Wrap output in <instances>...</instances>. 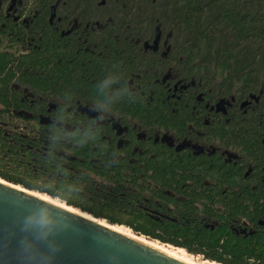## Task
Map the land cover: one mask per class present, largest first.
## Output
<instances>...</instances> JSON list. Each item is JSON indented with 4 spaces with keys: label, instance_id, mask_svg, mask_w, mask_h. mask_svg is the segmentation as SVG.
Masks as SVG:
<instances>
[{
    "label": "trees",
    "instance_id": "16d2710c",
    "mask_svg": "<svg viewBox=\"0 0 264 264\" xmlns=\"http://www.w3.org/2000/svg\"><path fill=\"white\" fill-rule=\"evenodd\" d=\"M18 1L29 26L0 9V177L212 262L264 264V177L219 174L157 145L152 155L141 141L124 149L136 160L113 162L111 125L79 111L92 104L150 132L183 125L199 95L259 93L248 114L216 126L264 127V0ZM72 24L80 38L62 35ZM159 32L167 59L144 51ZM170 69L194 83L176 109L160 81Z\"/></svg>",
    "mask_w": 264,
    "mask_h": 264
},
{
    "label": "flooded vegetation",
    "instance_id": "af4514ba",
    "mask_svg": "<svg viewBox=\"0 0 264 264\" xmlns=\"http://www.w3.org/2000/svg\"><path fill=\"white\" fill-rule=\"evenodd\" d=\"M3 3L0 1V9H3L8 16L12 15L15 21L23 20L26 26L31 24L33 19L23 15V9L20 8L24 4L23 1L12 0L5 5ZM50 21L52 25L60 26L61 17L53 14ZM58 26L57 28H59ZM67 28V32H64L65 28L63 29L62 35L77 36L79 38L82 35L80 31L81 25L79 24H72ZM164 36L165 34L161 32L156 33L152 41L144 42V51L148 54L150 52L156 53L161 59H167L170 48L168 47L169 41L164 39ZM135 42L137 43V40ZM86 45L88 46V44ZM84 50L86 52L91 51L88 47L84 48ZM138 77L137 74L128 80L132 91L135 90L132 85L136 84ZM160 81L169 86L170 95L168 99H173L171 103L175 109L178 102L182 99V96L177 93L183 90L190 91L194 87V83L184 85L180 80H177L176 74L172 72V69L165 72ZM195 99L200 100L199 103L203 107H201V104L195 106L183 125L159 127L150 124V132L146 128L138 127L137 123L130 118L128 121H124L121 117L117 118L114 113L94 108L92 104L79 107V111L89 119L95 120L94 123L96 124H100L103 119L104 124L111 125V129L115 134L109 138V141L114 138L115 145L118 148L113 162L122 161L125 157L131 161L136 160V157H129L124 149L132 147L134 151H137L140 147L138 141H141L146 145V148L150 147L152 155L154 154L152 149L157 145L165 147L176 154H187L188 157H194L195 159L201 158L204 162L209 163L212 168L217 169L219 174L245 179L254 175L264 177V127L253 129L216 126L219 122H225L230 126L236 123L235 115L248 114L251 109L258 105L260 100L259 93H249L244 97H236L235 94L227 97H216L214 95L211 99L203 98L202 95H199ZM78 100L82 103L99 102V99L95 96H85ZM130 131H135V133ZM133 133L136 137L135 140L132 138ZM257 140L262 141V144L256 147L240 144L241 141L245 143L256 142ZM208 178L212 177L208 176ZM180 195L181 193L177 196L178 199L184 197ZM247 228L249 229L250 227L247 226Z\"/></svg>",
    "mask_w": 264,
    "mask_h": 264
},
{
    "label": "water",
    "instance_id": "95a60500",
    "mask_svg": "<svg viewBox=\"0 0 264 264\" xmlns=\"http://www.w3.org/2000/svg\"><path fill=\"white\" fill-rule=\"evenodd\" d=\"M105 1H103V4ZM47 212L61 224L52 243L59 245L51 264H186L129 237L100 221L49 202L24 189L0 181V264H40L28 261L20 241L24 218ZM47 251L46 245H41Z\"/></svg>",
    "mask_w": 264,
    "mask_h": 264
},
{
    "label": "clouds",
    "instance_id": "9594fccd",
    "mask_svg": "<svg viewBox=\"0 0 264 264\" xmlns=\"http://www.w3.org/2000/svg\"><path fill=\"white\" fill-rule=\"evenodd\" d=\"M61 224L50 217L47 212L41 211L39 214H30L24 218L22 231L31 234V243L28 237L22 238L20 241L22 252L28 261H39L40 264H51L54 259L55 252L59 251V245L52 243ZM46 245L47 251L41 247Z\"/></svg>",
    "mask_w": 264,
    "mask_h": 264
},
{
    "label": "bare ground",
    "instance_id": "6f19581e",
    "mask_svg": "<svg viewBox=\"0 0 264 264\" xmlns=\"http://www.w3.org/2000/svg\"><path fill=\"white\" fill-rule=\"evenodd\" d=\"M0 181H3V182H5V183H9L10 185H14L15 187H17V188H19V189H24V190H26V191H28V192H30V193H32V194H34V195L40 197V198H43V199H45V200H47V201H49V202H52V203H54V204H57V205L62 206V207H64V208H67V209H69V210H71V211H74V212H76V213L82 214V215L85 216V217L95 219V220L98 221V222L100 221L103 225L109 226V227H111L112 229H115V230H117V231H119V232H121V233H123V234L129 236V237H132V238H134V239H136V240H138V241H140V242H142V243H144V244H146V245H149V246H151V247H153V248H155V249H157V250H159V251H161V252H163V253H165V254H167V255L173 257V258H176V259H178V260H180V261H182V262H184V263H186V264H193V263H190V262H188V261L183 260L182 258H180V257H178V256L176 255V253H181L182 255H184L185 252H184L183 249L164 247V246H161V245L155 244L154 242L146 241V240H144V238L142 239V237H141V238H139V237H135V236H133L132 233H131L127 228H125L124 226H115V225H113V224L107 223V222H105V221L102 220V219L95 218L94 216H92V215H90V214H88V213H86V212H83L82 210H79L78 208H75V207H73V206H69V205H67V204H65V203H63V202H60V201H58V200H56V199H53L52 197H50V198H46V197L42 196V195L40 194V192H36V191H33V190L26 189V188H24V187H22V186H19V185H15V184L10 183V182H8V181L2 179V178H0ZM171 249H172V250H171ZM211 264H214V263H211Z\"/></svg>",
    "mask_w": 264,
    "mask_h": 264
},
{
    "label": "rangeland",
    "instance_id": "374dc122",
    "mask_svg": "<svg viewBox=\"0 0 264 264\" xmlns=\"http://www.w3.org/2000/svg\"><path fill=\"white\" fill-rule=\"evenodd\" d=\"M1 178V177H0ZM20 186V185H19ZM37 192V191H36ZM40 194L42 195V196H44V197H46V198H50V196L49 195H47V194H44V193H41L40 192ZM53 199H55V198H53ZM56 200H58V201H60V202H62L61 200H59V199H56ZM64 203V202H63ZM66 204V203H65ZM80 210V209H79ZM89 214V213H88ZM102 220H104V219H102ZM105 222H107L106 220H104ZM108 223V222H107ZM114 225V224H113ZM115 226H124V225H115ZM125 228H127L126 226H124ZM131 233H132V235L133 236H135V237H139V238H141L142 237V239L144 238V240H146V241H151V242H154L155 244H158V245H161V246H164V247H169V248H179V247H175V246H173V245H170V244H163V243H160V241H154V240H151V239H149V238H146L145 236H142V235H137V234H135L130 228H127ZM179 249H183V248H179ZM172 250V249H171ZM184 250V252H185V254L184 255H182L181 253H176V255L178 256V257H180V258H182L183 260H185V261H188V262H190V263H193V264H211V263H214V264H219V263H216V262H212V261H209V260H206V259H204L202 256H196V255H194V254H191V253H189L188 251H186L185 249H183Z\"/></svg>",
    "mask_w": 264,
    "mask_h": 264
}]
</instances>
